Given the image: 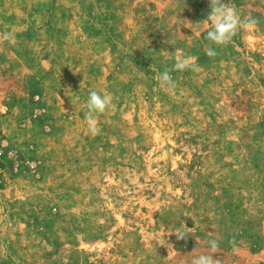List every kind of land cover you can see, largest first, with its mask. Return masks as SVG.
<instances>
[{"label":"rangeland","instance_id":"374dc122","mask_svg":"<svg viewBox=\"0 0 264 264\" xmlns=\"http://www.w3.org/2000/svg\"><path fill=\"white\" fill-rule=\"evenodd\" d=\"M224 2L218 46L210 0H0V264H264V0Z\"/></svg>","mask_w":264,"mask_h":264},{"label":"clouds","instance_id":"9594fccd","mask_svg":"<svg viewBox=\"0 0 264 264\" xmlns=\"http://www.w3.org/2000/svg\"><path fill=\"white\" fill-rule=\"evenodd\" d=\"M211 12L207 19L203 22H210V29L207 31L206 39L211 43L218 46L227 45L239 30H251L257 23L252 17L241 18L238 9L224 0H210ZM167 43L174 45V41H167ZM207 55L210 57L215 56V51L209 47ZM174 70L184 71L191 69L199 71L198 65L195 64L190 56L177 55L175 58ZM161 87L169 92L176 88L170 70L165 69L157 77ZM112 103V97L108 94H100L95 90L90 91L88 100L86 102L87 111L85 112V120L90 134H99L100 129L97 126L96 114L104 113ZM186 229H190L185 226ZM175 234L178 239H186L188 234L186 231L177 229ZM208 251L197 252V247L192 251L194 255L190 260V264H219V261L214 258V253L219 250V241L215 238L208 240ZM235 251V240H230Z\"/></svg>","mask_w":264,"mask_h":264}]
</instances>
